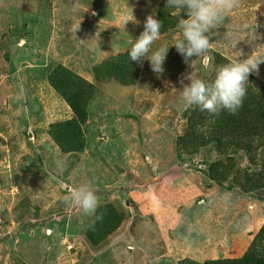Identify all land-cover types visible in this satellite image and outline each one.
I'll list each match as a JSON object with an SVG mask.
<instances>
[{
    "label": "rangeland",
    "instance_id": "obj_1",
    "mask_svg": "<svg viewBox=\"0 0 264 264\" xmlns=\"http://www.w3.org/2000/svg\"><path fill=\"white\" fill-rule=\"evenodd\" d=\"M139 1L134 16L137 0H0L14 31L0 27V264H180L183 257L236 258L246 251L261 208L218 184L202 187L194 180L198 171L185 173L190 163L175 162V138L194 106L183 101L180 84L192 69L174 46L166 58L170 66L164 64L159 76L145 60L136 86L99 83L84 126L83 153L61 155L47 134L50 124L72 116L49 85V72L63 64L91 81L90 70L125 50L118 38L125 37L124 46L133 44L127 27L142 30L153 14L148 0ZM126 13L133 20L118 37L106 34ZM210 35L206 53L231 62L264 49V0H239ZM180 37V30L161 36L153 50ZM209 56L203 68L195 58L201 79L215 71ZM254 75L264 82V64ZM7 135L17 138L15 145ZM59 159L65 161L63 171L56 166ZM87 182L99 207L111 202L129 213L101 249L83 235L91 216L74 206L64 212V198ZM193 197L202 198L192 202ZM16 215L24 221L19 230L13 219L7 222Z\"/></svg>",
    "mask_w": 264,
    "mask_h": 264
},
{
    "label": "trees",
    "instance_id": "obj_2",
    "mask_svg": "<svg viewBox=\"0 0 264 264\" xmlns=\"http://www.w3.org/2000/svg\"><path fill=\"white\" fill-rule=\"evenodd\" d=\"M103 2L107 3V0ZM146 3L162 22L161 36L179 30L178 15L171 14L172 10L167 9L166 0H148ZM139 4L140 1L137 0L134 16H138ZM123 16L124 20L128 14ZM3 24L6 25L5 20L0 19V27H4ZM123 27L126 26L121 20L118 28L109 30L106 34L118 37ZM128 27L136 29L133 26ZM128 27L125 33H128L133 41L143 32V29H136L140 31L138 32ZM73 28L70 26L71 30ZM120 38L116 41L125 50H120L117 56L103 61L98 67L90 70L94 76L91 81L63 64H57L49 72L47 76L49 85L72 111L71 117L50 124L47 132L61 155H78L84 152L87 145L84 126L89 120L90 105L98 94L99 83L109 81L122 87H134L140 81L142 65L131 61L129 52L132 45L124 46L125 37ZM101 50H104V47H101ZM205 56L209 54L202 53L199 59V66L202 68L205 67L203 64ZM209 57H211L209 69L215 71L210 77L203 79L207 82L214 80L219 67L231 62L220 53L214 52ZM164 64L165 68L169 67V60L166 59ZM191 110L186 114L182 133L177 134L175 138L174 147L178 148L175 157L173 156L175 162L178 160L179 163H190L184 171L187 174L189 169L198 171L200 175H196L194 180L202 187L210 189L218 184L223 190L226 189L225 192L242 195L248 206L255 205L260 207L261 211L256 234L251 236V241L241 257L204 260L183 257L180 264H264V82L254 74L249 76L246 97L236 114L221 111L217 115H212L200 111L198 107ZM121 122L122 119L118 120V123ZM26 129V137L31 141L28 128ZM31 133L33 136L39 135L38 132ZM7 136L10 144L15 145L17 138L14 135ZM0 143H4V138L0 137ZM212 153H215V157L210 158ZM201 198L193 197L192 202ZM69 209L70 206L65 208L64 212H68ZM183 210L184 207L181 211ZM128 214L114 203H106L98 207L94 215H90L88 225L82 228L83 235L93 247L101 249L111 242L118 230L127 222ZM11 219L18 230L24 225L21 215L7 218L8 224Z\"/></svg>",
    "mask_w": 264,
    "mask_h": 264
},
{
    "label": "clouds",
    "instance_id": "obj_3",
    "mask_svg": "<svg viewBox=\"0 0 264 264\" xmlns=\"http://www.w3.org/2000/svg\"><path fill=\"white\" fill-rule=\"evenodd\" d=\"M24 1L21 0V2ZM166 7L172 10L171 14L178 15L177 27L181 37L175 39L169 46L153 50L154 43L161 37L162 22L155 14L149 15L144 22L143 32L130 48L131 61L143 65V62L147 60L153 73L159 76L165 71L164 63L169 47L174 46L184 63L192 69L180 80L183 101L190 107H198L200 111H206L212 115H217L221 111L236 114L246 97L249 76L259 75L260 65L264 64V49L254 51V54L246 59L229 62L219 67L211 82L199 77L195 70V58L209 49L210 33L223 18L239 7V0H166ZM0 14L7 25L3 24L5 30L14 32L11 29V22L9 24V19L2 9ZM129 20L133 19L124 18V23L126 24ZM79 28L80 26L77 30ZM55 163L61 171L66 167L62 159ZM64 203L80 209L86 216L94 215L99 207L98 197L90 182L81 183L75 187L64 198ZM64 244L67 246V251H72L73 248H68V242Z\"/></svg>",
    "mask_w": 264,
    "mask_h": 264
},
{
    "label": "water",
    "instance_id": "obj_4",
    "mask_svg": "<svg viewBox=\"0 0 264 264\" xmlns=\"http://www.w3.org/2000/svg\"><path fill=\"white\" fill-rule=\"evenodd\" d=\"M126 204H127V206H129L131 208H134L135 207V204H130L129 200L126 201Z\"/></svg>",
    "mask_w": 264,
    "mask_h": 264
},
{
    "label": "built area",
    "instance_id": "obj_5",
    "mask_svg": "<svg viewBox=\"0 0 264 264\" xmlns=\"http://www.w3.org/2000/svg\"><path fill=\"white\" fill-rule=\"evenodd\" d=\"M68 248H69V249H72V248H73V245H72V244H69V245H68Z\"/></svg>",
    "mask_w": 264,
    "mask_h": 264
}]
</instances>
